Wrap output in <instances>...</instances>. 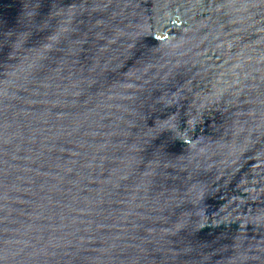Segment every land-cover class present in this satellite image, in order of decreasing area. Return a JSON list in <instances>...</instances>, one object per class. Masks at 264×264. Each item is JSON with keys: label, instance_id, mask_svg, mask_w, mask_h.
<instances>
[{"label": "water", "instance_id": "1", "mask_svg": "<svg viewBox=\"0 0 264 264\" xmlns=\"http://www.w3.org/2000/svg\"><path fill=\"white\" fill-rule=\"evenodd\" d=\"M0 264H264V0H0Z\"/></svg>", "mask_w": 264, "mask_h": 264}]
</instances>
